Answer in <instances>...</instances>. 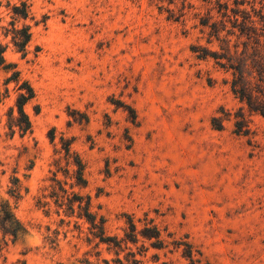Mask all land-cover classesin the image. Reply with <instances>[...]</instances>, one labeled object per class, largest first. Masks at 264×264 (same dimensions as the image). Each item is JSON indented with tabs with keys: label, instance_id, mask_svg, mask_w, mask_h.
<instances>
[{
	"label": "rangeland",
	"instance_id": "374dc122",
	"mask_svg": "<svg viewBox=\"0 0 264 264\" xmlns=\"http://www.w3.org/2000/svg\"><path fill=\"white\" fill-rule=\"evenodd\" d=\"M21 2L27 20L12 16ZM224 13L215 0H0L5 61L34 93L24 132L0 66V195L24 228L8 264H264V119L191 50L220 52L201 23L223 37ZM13 20L30 27L24 55Z\"/></svg>",
	"mask_w": 264,
	"mask_h": 264
},
{
	"label": "trees",
	"instance_id": "16d2710c",
	"mask_svg": "<svg viewBox=\"0 0 264 264\" xmlns=\"http://www.w3.org/2000/svg\"><path fill=\"white\" fill-rule=\"evenodd\" d=\"M206 1V0H203ZM255 1L249 4L250 10L241 9L244 6L245 0H234L235 9H230L233 14V19H229L227 15L228 5L222 3L221 0H215L216 5L220 10H224L223 17L229 19L231 24L230 30H225L226 34L222 37L221 32L226 29L217 26L216 23L204 21L201 23L204 27H209L211 32L209 39L212 37L219 46L220 52L210 51L207 48L193 46L191 50L198 54L200 58H211L216 66L227 73H230L231 80L229 82L230 92L244 105L250 114L259 115L264 119V3L260 4V8L255 7ZM262 1V0H261ZM12 16L15 19L27 20L29 18V7L26 2H21L11 8ZM240 18V19H239ZM13 20L10 23L11 29L7 30L5 36L10 35L11 44L18 53L25 54L27 44L30 41V27L24 25L21 28H16ZM224 28V29H223ZM230 36L236 37L238 42L230 46ZM244 39L243 41H240ZM211 43V41H209ZM240 45V47H239ZM6 47L0 45V66L6 71H11L10 76L6 79V83L14 82L20 91L15 107L18 115V125L20 130L26 132L30 128V122L23 108L33 96V90L27 82L19 81V73L15 71V65L6 63L4 52ZM237 118L242 119L241 115ZM242 121L236 120L235 126L237 130H242ZM67 150V149H66ZM77 179H82V164L76 159ZM15 191L9 193L11 198H16ZM132 232L135 230L133 224H130ZM24 232V228L16 218L13 207L8 199H4L0 195V261L2 264H8L4 253L9 243H14L18 237ZM144 237L147 239L158 240L159 232L156 228L146 229ZM108 240V239H101ZM191 259V255H186ZM9 264H26L24 261H16Z\"/></svg>",
	"mask_w": 264,
	"mask_h": 264
}]
</instances>
